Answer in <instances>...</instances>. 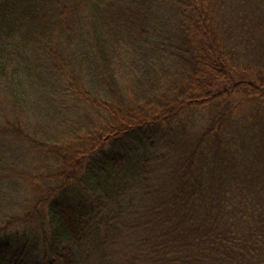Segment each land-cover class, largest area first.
<instances>
[{
    "label": "trees",
    "instance_id": "16d2710c",
    "mask_svg": "<svg viewBox=\"0 0 264 264\" xmlns=\"http://www.w3.org/2000/svg\"><path fill=\"white\" fill-rule=\"evenodd\" d=\"M0 264H264V0H0Z\"/></svg>",
    "mask_w": 264,
    "mask_h": 264
},
{
    "label": "rangeland",
    "instance_id": "374dc122",
    "mask_svg": "<svg viewBox=\"0 0 264 264\" xmlns=\"http://www.w3.org/2000/svg\"><path fill=\"white\" fill-rule=\"evenodd\" d=\"M25 184V183H24ZM24 187H26V184L24 185ZM21 188H23V187H21ZM26 196V192H25V189H24V191L21 193V196H20V201L18 202L19 203V205L20 206H22V204H23V202L25 203V205L24 206H22V207H24V208H22V210L23 209H26L28 206L26 205V200H24V197ZM18 213H22L21 211L20 212H18Z\"/></svg>",
    "mask_w": 264,
    "mask_h": 264
}]
</instances>
